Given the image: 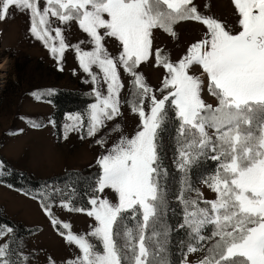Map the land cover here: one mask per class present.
<instances>
[{
	"label": "snow or ice",
	"instance_id": "snow-or-ice-1",
	"mask_svg": "<svg viewBox=\"0 0 264 264\" xmlns=\"http://www.w3.org/2000/svg\"><path fill=\"white\" fill-rule=\"evenodd\" d=\"M233 3L240 28L235 33L215 18L200 14L193 0H45L43 9L38 0H0V20L7 19L10 10L29 14L31 35L44 43L58 65L69 45L60 27L51 28L49 15L61 24L77 22L90 38L87 43L92 50L75 47L79 66L94 85L95 102L88 109L89 137L97 134L105 120L120 115L123 84L118 66L132 77L128 102L139 117L138 129L130 138L121 136L97 159L99 172L87 201L90 209L62 203L68 211L86 212L94 219L96 224L88 235L102 246L99 251L85 236L69 231L66 242L81 253L70 264H170L171 228L165 219L169 201L163 182L167 170L159 149L161 133L173 121L174 162L182 174L176 199L183 206V222L178 227L187 229L188 236L180 264H190L188 254L205 248L207 254L197 264H264V0ZM185 21L205 26L204 38L192 43L177 62L162 55L159 48L153 53V30L175 36L174 26ZM105 38L119 42L118 56L107 52ZM150 59L155 60L153 66L166 71L158 89L162 98L137 71ZM93 66L103 74L106 95L95 87L100 80ZM193 66L206 74L207 91L218 102L215 107L202 99L205 84L190 74ZM53 92L49 89L46 95ZM66 119L70 123L64 125L65 139L67 133L84 127L80 113L68 114ZM104 143L97 140L101 146ZM202 157L219 162L215 172L203 180L215 193V199L202 200L203 207L201 200L185 195L197 191L202 197L187 179L191 166ZM4 168L0 161V175L5 174ZM106 189L116 194V202L103 197ZM39 195L44 197L42 208L56 225L52 205L44 202L47 194ZM208 226L211 231L205 235ZM12 232L13 228L0 226V241H4L0 264H27V257L14 252L5 240L6 236L11 239Z\"/></svg>",
	"mask_w": 264,
	"mask_h": 264
},
{
	"label": "rangeland",
	"instance_id": "rangeland-1",
	"mask_svg": "<svg viewBox=\"0 0 264 264\" xmlns=\"http://www.w3.org/2000/svg\"><path fill=\"white\" fill-rule=\"evenodd\" d=\"M38 3L41 9L45 7V0H38ZM193 3L197 6L200 14L215 18L227 30L233 33L240 30L239 16L233 0H193ZM49 24L52 29L61 28L66 44L69 45L59 65L44 43L31 35L29 14L20 10H10L8 18L0 20V67H2V69L0 68V161H3L4 165L7 164L12 170L24 172L38 180H47L67 171L78 170L77 167L83 165L84 161L80 159V156L84 153H88L89 159L81 169L97 165L96 162H92V159L95 157V160L98 159L112 147V139L118 133L116 125L124 129L123 119L126 114L131 115V136L135 134L140 123L138 115L131 112L128 102L132 93V77L118 66L123 84L120 93V115L112 121L105 120L104 126L95 136H88V109L89 105L95 102L94 85L91 83V77L80 68L75 47L79 45L82 50H92V45L87 43L90 38L75 21L61 24L56 18L49 15ZM174 31L176 35L171 36L161 29L153 30V53L155 49L159 48L162 50V55H168L172 62H177L185 55L187 48L192 43L204 38L207 30L198 22L185 21L175 25ZM51 35L55 37V32L52 31ZM81 41H85V43L81 44ZM55 42L58 44V41ZM104 46L113 57L118 56L121 51L119 42L114 38H105ZM154 63L155 60L150 59L142 63L137 71L142 74L145 83L156 90L155 95L162 98L163 93L158 89L162 87L166 71L161 67L153 66ZM59 67H62L63 70H58ZM93 72L100 80V83L95 87L106 95L102 72L95 66H93ZM190 74L197 75L204 81L205 87L201 92V97L206 104L215 107L218 102L207 91L206 74H202V69L199 66H193ZM49 89L54 90L53 94L59 90L86 91L94 98L93 102L87 106V110L80 113L84 127L78 131L67 133V139L64 138V125L70 121L66 117L68 114L79 112L66 113L57 123L55 106L50 101L52 94L46 95ZM33 93L37 95L34 96ZM33 123L39 127H33ZM208 131L209 135H213L214 130L209 129ZM119 133L128 136L127 131L122 130ZM81 136L84 138L82 139ZM101 139L105 141L103 146L97 144V140ZM168 140V138L164 140L165 163L173 171L170 172L167 185L165 184L169 201L166 217L169 219L167 223L171 228L170 235H173V254L181 255L182 246L188 241L187 231L178 227L183 222V206L176 199L180 191L182 174L177 170L174 162L176 152L169 150L170 140ZM172 140L175 142L174 139ZM209 162H217V166L219 163L202 157L191 166V170L197 171L196 177L190 179L187 173L191 188L198 190L202 197L197 195V191H187L185 195L191 199L201 200V207L205 206L202 200L215 199V193L203 183L204 178L216 170L208 169L207 163ZM3 172L5 174L0 175V210L16 227L29 231L20 240L19 246H16L15 250L17 251L13 249L20 256L27 257V264H44L43 262L49 259L58 264H70L75 261L81 254L75 251L77 248L75 245L66 242L65 236L69 231L74 235L85 236L96 246L97 250L101 251L102 246L99 241L88 235L96 222L91 224L90 229L87 228L93 218L88 217L86 212L68 211L62 207V203L66 202L50 200L53 215L58 221L56 225L61 228L59 230L45 213L41 201L9 185L6 182L9 176L6 168L3 169ZM103 197L111 201L114 195L110 189H106ZM41 217L44 219L45 225L48 223V228H45L39 220ZM174 219L175 221H173ZM35 221L41 224L32 223ZM129 223L131 224V221ZM64 224L69 225V228H64ZM210 231L211 227L208 226L204 230V234L209 235ZM176 232H178V236L175 239ZM5 240L8 241V236L5 237ZM3 242L0 241V243ZM68 246H71V251ZM206 254L207 249L205 248L203 251L188 254L187 258L190 264H197ZM13 259H17V257L13 256Z\"/></svg>",
	"mask_w": 264,
	"mask_h": 264
},
{
	"label": "trees",
	"instance_id": "trees-1",
	"mask_svg": "<svg viewBox=\"0 0 264 264\" xmlns=\"http://www.w3.org/2000/svg\"><path fill=\"white\" fill-rule=\"evenodd\" d=\"M94 98L92 94L86 91H70V90H59L56 93L52 94L50 101L55 106V119L58 122L62 119L63 115L71 112L84 113L87 110V106L93 102ZM170 118H174V113H169ZM175 136V123H169L166 126V130L161 133L160 140V156L163 168L167 170V176L164 179V184L167 185V182L170 178V172L173 170L169 165L165 163L166 153L164 140L168 138L169 140V150L176 152L175 142L172 140ZM208 169L215 170L217 162L207 163ZM6 170L8 171V177L6 182L11 185L13 188L18 189L26 193L27 195L38 198L40 201L44 200L43 196H40V193L47 194V200L49 201H63L69 203L71 207L74 208H85L90 209L88 204V198L91 195L90 185L94 181V177L98 174L99 169L97 165L86 167L81 170H71L67 171L61 175L50 177L47 180H38L30 177L24 172H18L12 170L7 164L5 165ZM189 169L188 177L192 179L196 177L197 171ZM167 189V187H166ZM166 221L169 219L165 217ZM175 221V219L173 220ZM134 223L131 221V224ZM0 226H8L14 229V232L10 235L11 239H8L12 249H16V246H19L20 240L29 233L28 230L20 229L8 219L0 210ZM59 230L61 228L56 225ZM176 227V225H175ZM187 231V229H183ZM179 232V231H178ZM178 232L175 233V239L178 236ZM171 233V231H170ZM169 233V243H168V259L170 264H180L183 252L186 251L187 242L182 246L183 250L181 255L173 254V235ZM176 242V241H175ZM17 251V250H15Z\"/></svg>",
	"mask_w": 264,
	"mask_h": 264
},
{
	"label": "crops",
	"instance_id": "crops-1",
	"mask_svg": "<svg viewBox=\"0 0 264 264\" xmlns=\"http://www.w3.org/2000/svg\"><path fill=\"white\" fill-rule=\"evenodd\" d=\"M123 122H124V129H122V127L121 128H119L118 129V133H117V135H116V137H114L113 139H112V142H111V144L113 145V144H115L118 140H119V138L121 137V136H126V135H121L119 132L120 131H127V133H128V136L127 137H131V115L130 114H126L125 115V118L123 119ZM79 134L77 133V136H78ZM96 158V157H95ZM95 158H93L92 159V162H96L97 161V159L95 160ZM80 159H82L84 162H83V165L82 166H78L77 167V169L79 170V169H81V168H83L85 165H86V161L89 159V157H88V153H84L82 156H80ZM112 194L114 195V197H112V202H116V200H117V198L115 197V193H113L112 192ZM4 214V213H3ZM5 215V214H4ZM6 216V215H5ZM8 218V217H7ZM39 220H41V223L42 224H44V227L45 228H48V223L45 225V223H44V219H42V217H41V219H39ZM47 220V219H46ZM48 222V221H47ZM32 223H34V224H37V225H39V224H41V223H38L37 221H35V222H32ZM92 223H95V221H94V219L90 222V225L87 227V228H89L90 229V227H91V224ZM49 225H50V227H51V224L49 223ZM27 227H29L28 225H26ZM92 231V229H90V232ZM69 248H70V251L72 250V248H71V246H68ZM75 251L76 252H79L80 253V250L78 249V248H76L75 249ZM101 251H102V248H101ZM72 253V252H71ZM81 254V253H80ZM44 264H53V261L52 260H45L44 262H43ZM54 264H58V263H56V262H54Z\"/></svg>",
	"mask_w": 264,
	"mask_h": 264
},
{
	"label": "bare ground",
	"instance_id": "bare-ground-1",
	"mask_svg": "<svg viewBox=\"0 0 264 264\" xmlns=\"http://www.w3.org/2000/svg\"><path fill=\"white\" fill-rule=\"evenodd\" d=\"M2 69V67H0Z\"/></svg>",
	"mask_w": 264,
	"mask_h": 264
}]
</instances>
